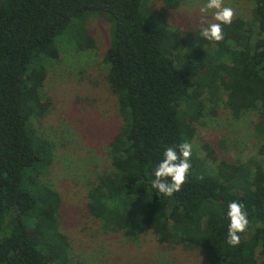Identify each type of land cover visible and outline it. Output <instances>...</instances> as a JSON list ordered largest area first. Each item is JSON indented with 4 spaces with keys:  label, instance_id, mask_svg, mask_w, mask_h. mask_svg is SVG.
I'll list each match as a JSON object with an SVG mask.
<instances>
[{
    "label": "trees",
    "instance_id": "obj_1",
    "mask_svg": "<svg viewBox=\"0 0 264 264\" xmlns=\"http://www.w3.org/2000/svg\"><path fill=\"white\" fill-rule=\"evenodd\" d=\"M162 1L174 10L180 0ZM91 14L111 24L103 62L123 126L108 146L112 172L87 192L88 214L104 232L203 250L208 264H264V165L215 164L208 145L203 158L192 145L193 123L209 103L234 118L256 112L255 133L264 134V0H255V35L234 18L219 42L170 29L155 12L147 20L141 0H0V264H72L61 197L40 180L51 146L32 122L51 105L40 91L46 65L58 58L54 40ZM183 142L192 145L187 181L161 195L153 171L167 147ZM257 153L264 157V143ZM232 201L249 220L235 247L227 243Z\"/></svg>",
    "mask_w": 264,
    "mask_h": 264
},
{
    "label": "rangeland",
    "instance_id": "obj_2",
    "mask_svg": "<svg viewBox=\"0 0 264 264\" xmlns=\"http://www.w3.org/2000/svg\"><path fill=\"white\" fill-rule=\"evenodd\" d=\"M206 0H180L168 10L162 0H141V10L148 20L153 12L165 19L170 29L183 33L201 31L200 8ZM255 0H224L255 35L252 13ZM212 21V12L205 17ZM233 18V19H234ZM78 22V23H77ZM111 24L92 14L74 20L54 44L58 58L46 66L40 91L42 101H51L47 114L32 122L38 136L51 146V163L40 175L61 197L60 231L70 242L72 264H208L203 250H185L180 246L160 245L151 234L127 238L121 233L104 232L101 224L86 210L87 192L97 177L112 172L108 146L120 131L123 121L116 97L106 81L103 62L110 43ZM88 39L89 47L79 48V40ZM256 112L234 118L221 103L210 105L195 123L192 145L199 157L208 145L213 159L230 163L264 165L257 150L264 134L257 135ZM214 164V165H215Z\"/></svg>",
    "mask_w": 264,
    "mask_h": 264
},
{
    "label": "clouds",
    "instance_id": "obj_3",
    "mask_svg": "<svg viewBox=\"0 0 264 264\" xmlns=\"http://www.w3.org/2000/svg\"><path fill=\"white\" fill-rule=\"evenodd\" d=\"M210 11L214 22H209L205 18ZM200 12L202 14L201 23L206 24L201 29V35L208 40L222 41L224 38L222 25L232 23L235 17L234 9L224 6V0H206ZM191 155L192 145L189 142H183L178 147H167L163 153V159L153 171L155 179L152 181V188L168 197L179 192L186 183L192 167ZM227 216L230 220L227 243L235 247L240 244L239 234L245 232L249 225L246 206L238 201L230 202Z\"/></svg>",
    "mask_w": 264,
    "mask_h": 264
}]
</instances>
